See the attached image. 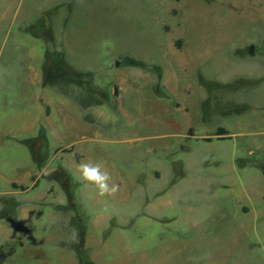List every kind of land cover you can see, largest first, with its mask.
Returning a JSON list of instances; mask_svg holds the SVG:
<instances>
[{
    "label": "rangeland",
    "instance_id": "1",
    "mask_svg": "<svg viewBox=\"0 0 264 264\" xmlns=\"http://www.w3.org/2000/svg\"><path fill=\"white\" fill-rule=\"evenodd\" d=\"M263 165L264 0H0V264H264Z\"/></svg>",
    "mask_w": 264,
    "mask_h": 264
},
{
    "label": "crops",
    "instance_id": "2",
    "mask_svg": "<svg viewBox=\"0 0 264 264\" xmlns=\"http://www.w3.org/2000/svg\"><path fill=\"white\" fill-rule=\"evenodd\" d=\"M31 71H32L31 72V77H32L31 81L32 82L34 81L36 84H39L42 87V92L40 93V95H38V99L42 104L39 103L41 106L39 107L40 110L38 112L37 119H35L32 122H28V123L24 124V128L28 129V130L37 129L39 131V135L38 136L36 135L32 138H29V139H26L23 141L22 140L18 141V142H21L23 144H25V141H27V140H33V139L35 140L37 138H40L41 131H43L45 133L47 130H50L54 134V136H56V132H57V128H56L55 124H53L52 120H50V116L52 114L48 115V108H51V107L48 105L47 102L44 101V98H46V87H47V84L44 82V77H43L44 71H42V73H41V70H39V69H32ZM62 105L66 109V111L70 107V105L66 102H62ZM45 108H46V111H45ZM44 138H45V136H44ZM14 139H16V138H14ZM25 145H27V144H25ZM20 181H22V180H12V183H11L12 188L15 189L14 184H16V182H20ZM86 248L88 249L89 261L93 264H121L122 263L120 260H118V261L113 260L112 262H108V261L104 260V257L102 259H100L99 255L103 254V248L101 245H98V243L96 245H93V244H89V242H88V245ZM106 248L110 249L109 246H107ZM74 260L78 261V259H76V258H74Z\"/></svg>",
    "mask_w": 264,
    "mask_h": 264
},
{
    "label": "clouds",
    "instance_id": "3",
    "mask_svg": "<svg viewBox=\"0 0 264 264\" xmlns=\"http://www.w3.org/2000/svg\"><path fill=\"white\" fill-rule=\"evenodd\" d=\"M79 172L81 180L86 183L94 184L100 196L114 195L118 191L119 186L109 184L111 179L110 174L107 171H102L98 164L93 165L82 162L79 165Z\"/></svg>",
    "mask_w": 264,
    "mask_h": 264
},
{
    "label": "trees",
    "instance_id": "4",
    "mask_svg": "<svg viewBox=\"0 0 264 264\" xmlns=\"http://www.w3.org/2000/svg\"><path fill=\"white\" fill-rule=\"evenodd\" d=\"M59 56V55H58ZM51 66L53 67V69L55 70V71H61V72H63V70L64 69H70V68H68L67 67V65H66V63L63 61V59L62 58H60V56L59 57H57V58H55V62L54 63H51ZM57 68V69H56ZM69 77H70V75H69ZM75 77V76H74ZM62 79V78H61ZM60 79V80H61ZM64 80V79H63ZM68 80H71V78H69ZM52 85V84H51ZM45 133L43 132V131H41V136H40V138H37V139H33V140H27V141H25V144H34V145H36L37 143H39V141H41V140H43L44 139V135ZM224 134H227V131L224 129V128H219L218 129V133H217V136L218 137H221L222 135H224ZM212 139H210V138H208V139H206V141H211ZM35 159H37V157L35 156ZM262 170H263V175H264V165H263V167H262ZM14 188L15 189H18V188H21L22 190H27V187H19L18 185H16V184H14ZM12 253H8L7 255L6 254H4V253H0V261H2V260H4L5 258H6V256L8 257V256H10ZM6 255V256H5ZM80 264H92L90 261H86V260H84V259H82L81 260V262H80Z\"/></svg>",
    "mask_w": 264,
    "mask_h": 264
}]
</instances>
